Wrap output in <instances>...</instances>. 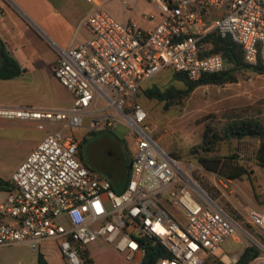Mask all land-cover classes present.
<instances>
[{
	"label": "built area",
	"instance_id": "built-area-1",
	"mask_svg": "<svg viewBox=\"0 0 264 264\" xmlns=\"http://www.w3.org/2000/svg\"><path fill=\"white\" fill-rule=\"evenodd\" d=\"M84 17L92 35L60 52L53 75L72 96L66 109L0 108V118L59 123L12 172V187L0 204V246L42 242L58 245L65 264H84L85 251L102 242L131 264H141L142 237L158 240L170 253L148 264H203L229 237H240L264 264V245L198 183L192 166L173 157L154 137L155 125L136 100L145 81L161 70L197 80L224 68L221 55L207 53L204 37L216 30L241 46L244 61L264 64V0H145L153 6L140 14L153 24L143 28L131 19L135 3L120 0L128 16L119 20L102 0H87ZM220 11L210 17L212 11ZM100 99L107 106L99 109ZM112 109L111 112L109 110ZM88 120L83 125V120ZM123 124L134 134V152L124 188L116 191L106 176L90 169L79 155L85 133ZM83 128L82 135L63 130ZM253 223L264 215L249 213ZM249 240V244H246ZM238 254H223L236 264Z\"/></svg>",
	"mask_w": 264,
	"mask_h": 264
},
{
	"label": "rangeland",
	"instance_id": "rangeland-1",
	"mask_svg": "<svg viewBox=\"0 0 264 264\" xmlns=\"http://www.w3.org/2000/svg\"><path fill=\"white\" fill-rule=\"evenodd\" d=\"M128 4L135 3L131 19L143 26L147 25L140 14L150 11L151 7L145 0H125ZM104 7L117 19L125 20L128 10L120 0H104ZM170 70L164 69L152 78L148 79L138 90L136 100L147 112L146 122L155 125L154 137L171 154L175 153L183 167V162L192 166L193 176L200 186L205 183L208 189L202 187L214 198L224 210L237 219L249 233L264 245V219L260 223H253L249 218L251 211L264 215V166L256 164L254 152L258 146V139L244 137L240 140L222 141L216 149L208 154L227 155L235 152L240 162L245 163L252 170L250 175H243L240 179L227 180L207 171L198 163L195 156L190 155L191 148L202 139V133L206 124L220 128L226 121L234 117L253 116L264 120V73L244 72L237 74V81L221 85L205 84L197 86L186 96L183 101L167 109L163 104L148 99L143 94V89L152 84L164 89L169 85L183 87L173 80ZM35 94L27 95L30 99L28 106L32 108H60L64 106L66 95L71 100L70 92H66L50 71L44 70L42 77L38 79ZM66 98V97H64ZM107 101L100 99L98 108L107 106ZM112 109L109 110L111 112ZM20 128H9L3 134H17L20 136V147L14 149L11 160L21 157L25 151V145L34 141L48 132H57L62 129L59 123L44 121V129H38L36 122L20 120ZM88 120H83L87 125ZM95 134L88 135L83 128L68 127L63 130V135H82L85 133L88 143L83 144L81 156L87 165L97 173L106 176V162L111 148L109 141L122 143V166L130 163L134 152V134L123 124H117L111 129L95 130ZM108 140V141H107ZM107 177V176H106ZM108 178V177H107ZM115 186L114 182L110 179ZM246 240V244H249ZM244 241L235 236L227 238L217 249L216 255L226 254L232 256L239 254L244 249ZM39 250H43L42 243ZM36 252L28 244H10L0 246V264H36Z\"/></svg>",
	"mask_w": 264,
	"mask_h": 264
},
{
	"label": "crops",
	"instance_id": "crops-1",
	"mask_svg": "<svg viewBox=\"0 0 264 264\" xmlns=\"http://www.w3.org/2000/svg\"><path fill=\"white\" fill-rule=\"evenodd\" d=\"M150 7L152 10L153 6ZM90 8L91 3L87 0H0V38L8 54L22 68L17 77L0 79V108L54 110L32 108L28 106L27 101L30 99L26 96L35 94L36 81L42 77L44 70L53 75L52 67L61 51L91 37L92 33L84 22ZM219 14L217 10L209 16ZM146 23L144 27L136 24L147 28L155 22ZM65 91L69 92L67 89ZM64 97L66 103L56 109H66L71 105L72 96L69 101L66 95ZM20 120L24 119L0 118V132L9 128L21 129ZM45 134L26 144L21 157L11 160L14 149L21 146L20 136L0 133V178L10 182L12 172ZM7 192L0 190V204L5 200ZM42 245L43 250L38 251L43 254L47 264H65L55 242L45 241ZM85 253L88 260L84 264H131L122 254L99 241L88 245Z\"/></svg>",
	"mask_w": 264,
	"mask_h": 264
},
{
	"label": "trees",
	"instance_id": "trees-1",
	"mask_svg": "<svg viewBox=\"0 0 264 264\" xmlns=\"http://www.w3.org/2000/svg\"><path fill=\"white\" fill-rule=\"evenodd\" d=\"M204 42L209 45L207 53L221 55L224 68L216 73H203L197 80L188 79L182 72L170 70V76L173 80L180 82L183 87L169 85L162 89L156 84H152L143 89V94L148 99H154L163 104V108L167 109L171 106L180 104L183 99L189 95L197 86L205 84L221 85L237 81V74L244 72H253L257 74L264 73V64L258 62L250 65L244 61L241 46L234 42L229 35L221 36L216 30L209 32L204 37ZM22 71L18 62L11 57L4 47V43L0 38V79H11L20 75ZM94 130L88 135L95 134ZM244 137H252L258 139V146L254 152L256 164L264 166V120L253 116L234 117L226 121L220 128L206 124L203 129L201 141L190 149L189 154L197 158L198 163L207 171L215 173L217 176L234 180L240 179L243 175H250L252 170L248 166L240 162L237 154L233 151L227 155L211 154L218 144L224 140H240ZM87 141L84 136L79 145V155L83 144ZM175 158L178 156L171 153ZM131 163V160H130ZM130 163L126 165V179L121 186L112 187L116 191H121L128 179ZM85 165H87L85 163ZM90 169L89 165H87ZM94 170V169H93ZM208 189V186L203 183ZM202 186V187H203ZM11 181L0 178V190H10ZM145 249V257L141 264L155 262L159 257H170L171 253L156 239L152 237H142L139 239ZM36 264H47L46 259L40 251L36 252ZM258 255V251L253 246H246L239 256L236 264H250V261ZM203 264H224L217 256L208 255Z\"/></svg>",
	"mask_w": 264,
	"mask_h": 264
},
{
	"label": "flooded vegetation",
	"instance_id": "flooded-vegetation-1",
	"mask_svg": "<svg viewBox=\"0 0 264 264\" xmlns=\"http://www.w3.org/2000/svg\"><path fill=\"white\" fill-rule=\"evenodd\" d=\"M87 143L88 141H86L84 144ZM107 144L111 148V153L108 156V162H106L108 166L105 170V173L106 176H108V178L114 182L115 186L119 187L123 185L127 173L126 169H123L122 166L123 146L120 141L113 140L109 141Z\"/></svg>",
	"mask_w": 264,
	"mask_h": 264
},
{
	"label": "water",
	"instance_id": "water-1",
	"mask_svg": "<svg viewBox=\"0 0 264 264\" xmlns=\"http://www.w3.org/2000/svg\"><path fill=\"white\" fill-rule=\"evenodd\" d=\"M108 177V176H107ZM242 253V252H241ZM241 253L238 254V257L241 255Z\"/></svg>",
	"mask_w": 264,
	"mask_h": 264
}]
</instances>
